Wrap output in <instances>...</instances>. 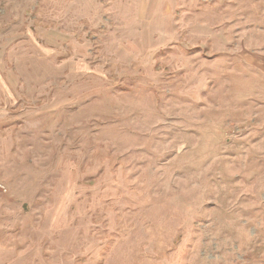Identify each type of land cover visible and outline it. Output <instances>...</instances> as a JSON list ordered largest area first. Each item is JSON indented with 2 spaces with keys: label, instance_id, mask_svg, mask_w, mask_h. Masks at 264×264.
<instances>
[{
  "label": "rangeland",
  "instance_id": "obj_1",
  "mask_svg": "<svg viewBox=\"0 0 264 264\" xmlns=\"http://www.w3.org/2000/svg\"><path fill=\"white\" fill-rule=\"evenodd\" d=\"M0 264H264V0H0Z\"/></svg>",
  "mask_w": 264,
  "mask_h": 264
}]
</instances>
